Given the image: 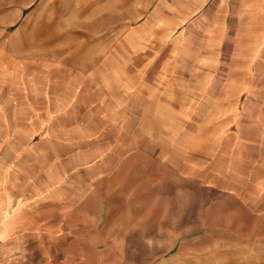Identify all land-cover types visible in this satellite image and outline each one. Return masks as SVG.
Segmentation results:
<instances>
[{"label":"rangeland","instance_id":"374dc122","mask_svg":"<svg viewBox=\"0 0 264 264\" xmlns=\"http://www.w3.org/2000/svg\"><path fill=\"white\" fill-rule=\"evenodd\" d=\"M0 38L51 62L48 141L0 150V264H261L264 0H0Z\"/></svg>","mask_w":264,"mask_h":264},{"label":"crops","instance_id":"0c3cea01","mask_svg":"<svg viewBox=\"0 0 264 264\" xmlns=\"http://www.w3.org/2000/svg\"><path fill=\"white\" fill-rule=\"evenodd\" d=\"M135 31L139 32L140 27H132V32ZM111 57L110 55L103 54L95 58L93 56L89 60H73L70 63L57 61L53 66L55 71L53 76L58 79H64L61 78L65 77L62 75L64 71L73 74L82 73L83 71H94V64H98L96 66L97 71L101 69V72H103L106 63L111 61L109 60ZM76 76L78 75H74V77ZM50 79L51 62L49 57L35 58V56L30 55H18L15 45H10V48L7 49L0 38L1 152L9 150L10 152L17 153V147L12 144L18 141V133L22 135V140L26 144L20 154L21 156L32 151V146L28 144L29 142H33L35 137H39L35 142H44L46 139L48 141L49 137L44 133V128L46 129L50 126ZM118 107L121 106L119 105ZM126 117L127 113L121 110L114 115L110 122L112 126L124 127ZM13 156H16V154ZM6 164L12 167L16 162L12 165V163L1 161L0 167H4ZM263 255L262 252L256 254L255 258L257 262L264 263Z\"/></svg>","mask_w":264,"mask_h":264}]
</instances>
